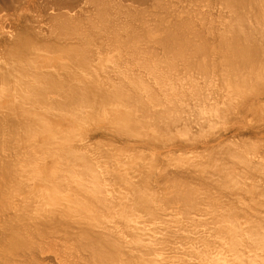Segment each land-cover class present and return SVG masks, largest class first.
I'll use <instances>...</instances> for the list:
<instances>
[{
	"label": "bare ground",
	"instance_id": "obj_1",
	"mask_svg": "<svg viewBox=\"0 0 264 264\" xmlns=\"http://www.w3.org/2000/svg\"><path fill=\"white\" fill-rule=\"evenodd\" d=\"M89 1L93 2L95 10H94V14L87 17V20L85 22L87 24L83 25V29H81L82 24L79 23V22H81V18L73 20L72 18L65 16L66 14L62 15V16L59 15L57 18H54L55 20L57 19V21H56L57 23H55V28L56 29L58 28L60 33H62V32L68 33V35L69 34L72 35L73 33L74 34L76 33L75 35H78L83 40L82 45H79L77 47H72L70 50L66 51L67 56H68L67 58L69 59V61H68L69 63H67V65H70L71 68L74 66L79 67V68H84L85 75L89 76L90 75V72H89L90 66L92 64V62H91L92 58L89 57V51L92 48L89 46V44L95 39L94 37L96 35H98L99 33L101 34V36L102 35H104L105 37L107 36L106 37L107 39L110 38L109 40H111V42H109V44L113 42V46H117V47L120 46L121 48H119V50H122V51H120V53L122 54L123 51L127 52L126 54L129 55L128 60H129V58L130 59L132 58L133 62H129V64H128V62L127 63L124 62L125 64L124 63L123 64L125 65V67L122 66L123 65L122 63H121L122 65H120L121 61L117 62L116 65L113 63L116 68L115 67L113 68L114 65H111L113 68L112 70H114V72H117L114 74H117L116 76L118 77V78L114 77L113 80L112 79L109 80L110 76L106 80L102 79L103 75L101 73H100L101 78H93L92 77V78L87 79V77L84 76V77L79 79L76 76L77 73L75 71H72V70L68 71L65 75L63 73L62 75H64V77L60 80H57L55 74L53 75V73H45L44 72L42 79H41V84H34V81L29 84V81L23 80L21 77L20 86H19L18 90L16 89L14 91L16 93H11V89L9 88V89H6L5 91L1 92V97L6 100V103H8V106H7L8 108H10V109L14 108V109L18 110L17 114L19 113L20 116L26 117L28 119V121H34L35 120V123H36V126L34 128H31V127L29 128L30 132H29V130H27L28 135L31 138H34V140H36L38 142V143H36V145H35L36 148L34 149V152L32 154V155H34V157H33L34 168L32 167L31 170H34V172L31 171V175H29V176L33 179H37L35 181V183L39 184L40 186L37 187L35 192H37L40 195V199L43 201V203L49 204L50 207L47 210L46 209L43 210V211L46 210L45 213L43 212L44 214L43 213L40 214L39 212L42 210V208L39 209V212L34 213L36 215L35 218L37 216L41 215V216H39L40 218L37 217L40 219L39 221H41V219H43L42 215H44V217H46V218H48V217L51 218L50 219L51 221H52V219H54V220L58 219L57 220L58 223L56 225H58V224L62 225V223H63V225H66L64 223V221H65V219H67L66 222H69V223L71 222L70 226L77 224V222H79L80 224L78 223V225L81 226V224H82V229L84 227L83 225H85V227H87L88 225L89 226L91 225L92 226L91 229L93 232H95V234L94 235L86 234V235H84L83 240H80V238H79V241H81V242L78 241V243H77V241H76L77 244L70 245V247H69V252L72 253L77 258H79L80 260H82L83 263H85V264H136L133 257H132L133 255H128V256L125 255L124 256V254H120L117 252V248H119L121 245H123L124 242L120 241L122 244L119 242H116V238L114 237L115 233L111 232L113 230L106 225L102 226V224H104V223L107 224L108 222H112L113 224H115V222L121 220V223L118 222V224H121L120 226H122V222H123V225L126 227H129V226L131 227L132 225H135L136 218L138 217L137 216L138 213L140 212V210L144 211V210L148 209V206H150V204L153 202V195L151 193H148L147 191L143 190L141 187H139V185L141 184V183L139 184L140 181L137 182L138 185L136 184V182L131 183L130 184L131 189L129 192H127V191L119 192L110 183L111 180L109 179V177H111L112 175H110V176L103 175V172L100 171L102 169L99 168V171H98L97 168H95V164L93 163V160H91L87 155H85L84 152L78 150L72 144V141L70 142L71 135L69 136L70 138L66 137V135H62V132L74 134L76 129H78V128L84 129V125L86 123V117L83 116L84 112L76 109V105L74 103H77L79 101H84L88 104H94V105L90 106L92 109V110L90 109L91 111H93L94 108L97 107V105H96L97 103H100V102L105 103L106 109L107 108L109 109L107 111L105 110L106 111L105 113L107 114L110 122L114 123L120 130L123 129L124 132L122 134L127 133L128 135H126V136L129 138L132 137L131 135H138V136H145L144 138H146V139L152 138L151 141L152 140H162V137H164L165 133L170 134L169 130L171 132V128L173 126L174 127L176 126L175 128L173 127V129H176L178 131L180 130L179 132L182 134L181 135L182 139H183L182 136H185V139H187V138L191 139L190 138L191 135L192 136L197 135L196 132L199 131V128H200V131L198 133H202V135L204 134L206 136L207 133H209L210 128H211V127H209V125L211 126L213 124V126H214V124H215V127H216V124L218 122L221 123L220 121H222V123H223L224 120L226 122V118L227 117H228L227 119L230 118L229 116H231L230 115L231 112L232 113L233 112L234 113H241L238 111L243 105L247 104V100L250 98L249 95H252L251 99H253V98L258 99L260 97L259 93L261 92V90L255 94L256 90L254 88H255V85L258 86L256 83L259 82V84H260V82L261 83L264 82V0H222L223 5H222V1H220V7L219 8L216 7V8L221 9V10H218L217 12L219 14H220L219 11H221V14H222V12H224V10H222L224 8H222L221 5L226 8L225 13L223 15L220 14L221 17H220V15H218V13H216L217 17H216V14L214 16L220 22L216 21L214 19V17H210V18L207 17V19H206L207 20L206 22H208L207 24H209L212 21L211 28L213 27L214 22H215V24L219 22L217 24L218 25L217 30H216V28L214 29L215 25L212 28V30H211V28L209 29V30H211V33H213V34L216 33L214 36L218 35L217 36L218 39L216 38L215 40H213L214 36L212 37V34L209 31L207 33L211 34V36L208 37V42L205 40V37H204V36H206V39H207L208 34L205 33L206 34L205 35L201 31V28L203 27L202 30H204V27H206L205 31H207L206 29H208L209 27L205 26L206 24L205 25L203 24L204 26L197 24L200 22V18H202L201 19L202 21L200 23H202L203 20H205V19H203V15L207 12L208 9L206 11L204 10L205 11V13H204L202 10H200V5H198L199 6L198 7V6H196L197 4L196 5L193 4L196 7H198L199 10L202 11V13H204V14H202L201 12L198 11V13H200V16H199L198 13L195 10H193L194 7L192 8L190 6L196 14L194 12H192L191 10L190 11L192 13H194L196 15V17L193 16L194 14L192 15L193 17L191 15L188 16L189 15L188 12H190V11L187 12L188 15H186V16L181 15L183 18L177 16L181 20L182 19L186 20V18L189 17L188 19H190V20H188V19L187 20L190 21V23L192 22V24L194 25L195 24V23H193V21H194L197 24V25L195 24L196 26H199V27L201 26L200 29L193 30L194 27H196V26L190 28L191 26H193L191 24V26L188 27V28H190L188 32L185 31L186 29L184 28V27H186L184 24L186 21H181L180 19H178L180 21H177V19H176L175 20L176 25H174V23L172 24L171 22L170 23H168V22L170 20L174 19L176 16L175 17L173 16V18L171 16L172 19L171 18L168 19L169 18V16H168L167 21H166V18L164 19L165 20L164 21L163 17L165 16V14H164V16H160V15L158 16L159 13L157 12L158 14L157 13H155V14H157L158 18L159 17L161 18L159 20H163L166 23V25H164L165 23L163 21H158V22H160L161 26L164 25L162 28L160 27V24L158 26L157 22L152 24L153 26L157 25V27H155L156 31L160 30V28H161V30L163 29L162 34L160 32V35L159 34L157 35L158 41L156 40V37H155V44L157 41L158 44H156V45H159L160 50L161 49L162 50L160 51L159 48L158 49L154 48V45L151 47V44L152 43L154 44V42L151 43V41H149L151 43V44L149 43L151 48L149 46H147V47L149 49H152V53H151V50L146 49L147 47L145 48V46L148 44L147 40L149 38H151V40L153 41V39H154L151 36H148V38H147V35H148L147 31L148 30L147 31H145V30L147 28H149L148 22H146V23H148L147 28L146 27H145L146 29L144 28V24H146V23L143 21V19H145L147 17V15L145 18H142L143 15H145V14H143L142 17H141V15L139 17L138 12L137 13L134 12L135 9L134 10L130 9L132 7V5L130 8L129 7L125 8L123 3H121L122 2L121 0H120L121 2L118 4L115 1H114L115 2L114 3L112 0H89ZM89 1L87 0V2H89ZM195 1H197V0H195ZM203 1H205V0H203ZM214 1H216V0H214ZM159 2H161V1H159ZM188 2L190 4V1H188ZM207 2L209 3L208 0L206 1V3ZM211 2H213V1L210 0V6L209 7H211ZM167 3L168 2H166V7H164V5H163L164 9L165 8L168 9V7H171L170 5H172V4H167ZM169 3H171V2L169 1ZM173 3H176V2H173ZM195 3H197V2H195ZM200 3H201V0H200ZM203 3H201V4L203 5ZM206 3H205V5H207ZM216 3L218 4V2H216ZM90 4H92V3L90 2ZM93 4L91 6H93ZM158 4L160 5V3H158ZM162 4L163 3H161V5H160L161 7H162ZM186 4H188V3H186ZM190 5H192V4H190ZM161 7L159 9L160 11L162 10ZM214 7L212 9H214ZM198 8L197 9L194 8V9L198 10ZM205 8H206V6H204L203 9H205ZM216 8H215V11H216ZM180 9H181V7H180ZM182 9L184 10V7ZM168 10L165 9L166 13L169 12ZM174 10H177V9L174 8ZM183 10H182V13H184ZM180 11L181 10H179L178 12H180ZM92 12H89V13H92ZM141 12L142 11L139 10V14H141ZM162 12H163V10H162ZM64 13L62 12V14H64ZM209 13H210V11H209ZM209 13H208V15H209ZM179 14H177V15H179ZM55 15H57V14L55 13ZM166 15H168V14H166ZM206 15L207 14H205V16ZM68 16H69V14H68ZM75 16H77V15H75ZM137 16L140 18L139 21H141V20L143 21L142 22V23H144L143 26H140V27L136 26V24H135L136 20L139 19V18L137 19ZM209 16H213L212 13H210ZM149 17H150V14H149ZM149 17H147V18L149 19ZM155 17L156 16L154 15V18ZM184 17H185V19H184ZM191 17H192L193 21L191 20ZM197 17H199L198 18L199 22L197 21L198 20ZM218 17H220V19H218ZM147 18H146V20H147ZM150 18L152 19V17H150ZM82 19L84 20V18H82ZM151 19L149 20V22L151 21ZM209 19L210 20L213 19V20L210 21ZM77 20L78 21L80 20V21L77 22ZM139 21H137V25H139V24L141 25V23ZM162 22H163V24H162ZM176 22H179V23H176ZM188 26H189V24H188ZM151 27H150L149 32L154 31V28H151ZM151 29L153 31H151ZM144 31H145V33H144ZM56 32H57V30H56ZM149 34H151V33H149ZM203 34H204V36H203ZM18 36H20V35H18ZM145 36H146V40H145ZM210 37L213 38L212 40L214 42H216V40H217V42H219V44H220V49H219V47L217 48L218 44H216L217 45L216 46L214 43L213 44L216 47H213V48H217V49H219V51L220 50L223 51V53H221L220 55L217 54V56L218 55L219 56L216 58H218V59L223 58V59H221V61L219 60L220 63H222V64H220V67H222V65H223V67L225 68V69H222V72L225 73L224 78L227 77L230 81L229 84L231 85L230 90H228L231 94V97L228 98L229 97L228 95H230L228 92H227L228 94L227 93L222 94V96L227 95V98H226L227 100H225V101L223 100L224 102L222 104H221L222 101L219 98L221 96L220 94L222 92H216V90H218V88L214 87V88H212L213 92L212 91L210 92L212 94H215L214 92H216V96L210 94L208 97L209 92H207L208 94L205 93L208 86L210 85L209 83H210L211 78H209V77L212 76V78H214L213 80H215V79L219 78V76L221 75L220 74L221 68L218 66H215V64H217V63H214V61H217V59H215L214 61L212 60V61L214 63V66L216 68L218 67L220 69V70L217 69L220 71L219 72L220 75L215 73V71H217L216 68L214 69L215 71L212 70V72H214L217 75V77H213L215 74L212 75V73L210 72V68L212 67L211 69H213V64L211 63V57L212 56L210 55L211 51L209 52V49H210L209 46L211 43ZM209 38H210V40H209ZM30 40H31V38H30ZM141 40H144L146 44L143 43L144 41H142V43H143L142 44ZM23 41H25V40H23ZM209 41H210V43H209ZM36 42H38V41H36ZM75 42H73V43H75ZM114 42H116V45ZM38 43H40V41ZM140 43L143 45V49L145 48L144 50H142V48L140 47ZM208 43H209V46H208ZM71 44H72V41H71ZM76 44H81V43H76ZM105 44L104 45L102 44V45L105 46ZM41 45H39V46H41ZM17 46H19V45H16V47ZM113 46H111V47H113ZM30 47L34 48V46H31L30 41L29 42H23L22 47H17L16 50H14V51H16V54L12 57H19L23 53V51H25L27 54L28 50H26V49H30ZM48 47H49V49H51L50 46H48ZM153 48L156 49V51L154 50L155 53L153 52ZM55 49H54V51H55ZM104 49H105V47H104ZM104 49H101V51L104 52ZM109 49H111V48H109ZM106 50H108V48ZM145 50L150 51V52H147ZM157 50H159V51L157 52ZM29 52H30V50H29ZM29 52H28V55H29ZM110 52H111V50H110ZM115 53H114V55L117 56V53L116 54ZM211 54H213V53L211 52ZM200 55L205 57L204 61H202V59L200 58V59H197V60H199L198 63H197V61L195 63L196 58L200 57ZM63 56H65V55H63ZM123 56H125V55L122 54V57ZM208 56L210 57V59L208 58ZM22 57H24V56H22ZM122 57L120 56V58H122ZM8 59H9V57H8ZM103 59H101V62L103 61ZM116 59H117V57L115 58V60ZM122 59H120V60H122ZM14 60H16V59H14ZM124 60H125V58H124ZM125 61H127V59ZM129 61H131V60H129ZM219 61H217V62H219ZM134 62L137 65V67H136V65L133 66L134 67V70H133V68L131 69L130 65H134ZM126 64H128L129 66H127ZM195 64H197V65H195ZM15 65H17V64H15ZM15 65H13V67ZM109 65L110 64H107L108 70L107 71L104 70V72L107 73V76L110 73L108 71L111 70V69H109V68H111ZM97 66L98 65H96L95 67H97ZM194 66H195V68H197L196 66H198L197 69H199V70H194L195 69ZM135 67H136V69L139 67L140 70H141V68L144 70H142L143 72L141 73L140 70L135 71L136 70ZM180 67H183V68H180ZM15 68H16V66H15ZM122 68H124V69H122ZM192 68H194V69L192 70ZM25 69H27V68H25ZM181 69H185V70L183 71ZM23 70H24V68H23ZM130 70H132L134 72H132ZM188 70L190 72L192 71L193 74L196 72H198V73L200 72V74H198V73H196V74H198V76L200 75L199 76L200 81L201 82L203 81L206 87L203 84L199 85L201 82L196 83V79L199 80V78L197 77L196 74H194L196 77L195 76L193 77V74L191 73L192 74L191 77H193V79H192L188 75V72H189ZM9 71H10V69L5 71V72H7V74H9L10 73ZM136 72H139V73L137 74ZM105 73H104V76H105ZM111 73H113V72L111 71ZM201 73H202V75H204L205 79L201 78V77H203V76H201ZM209 73L211 74V76ZM142 74L143 75L146 74L147 78L142 77L143 76ZM223 74H222V76H223ZM146 75H144V76H146ZM4 76H8V75H6V73H5ZM113 76H112V78H113ZM188 76L190 78H188ZM6 78H7L8 82L10 81L9 84H11V81L13 80L11 78V76H8ZM8 78H11L12 80H8ZM221 78H219V79H221ZM201 79H203V80H201ZM206 79H207V81H206ZM219 79H218V82H219ZM218 82H216V84ZM221 82L218 84H221ZM222 84H223V82H222ZM229 84L227 86H229ZM262 84L264 85V83H262ZM212 85H213V82H212ZM201 86L202 87L204 86L206 89L203 88L204 89L203 90ZM215 86H217V85H215ZM253 86H254V88H253ZM50 87H53L54 89H56V91L59 94L57 99H55V100L52 99L53 103L60 104L59 107L53 106V107L48 108L47 106L44 105L46 89L50 88ZM231 87H232V89H231ZM225 88H226V86H224L223 90H225ZM213 89H216V90L214 91ZM210 90H211V88H210ZM248 91H253L251 94L249 93V95H248L249 97L247 96ZM217 93H218V95H217ZM233 93L235 94L234 96H232ZM236 95H237V97H239L237 99L239 102H237V104L235 105L234 99L232 97H235ZM217 96H218V98H217ZM146 98L150 99L152 105L150 103H149L150 105L148 104ZM163 98L166 100V102H165V100H163ZM214 98H216V99H214ZM211 99L213 101H211ZM111 103H115V104H111ZM132 104L137 105V110L140 111V113H141V114H139V117L137 115H135V113L132 112V110H131ZM157 104L158 105L160 104L159 108L155 107V105H157ZM28 105L31 108H25ZM257 105H260V102H258ZM90 110H89V114H90ZM225 114H228V115L226 116ZM223 115H224V117H222ZM213 116L214 117L218 116L217 120L218 119H221V120H218V122H215L216 120L213 119L214 118ZM220 117H222V118H220ZM18 118H19V116H18ZM212 119L214 122H211ZM215 119H216V117H215ZM19 122H21L20 119H19ZM205 124L206 125L208 124L207 125V127H209L208 131H206L207 129L205 128L206 127ZM179 125L181 126V128L178 127ZM196 125H198L199 127H198V130L195 132V131H193V129ZM203 125H204V127H203ZM201 127H203V128L201 129ZM203 129L206 132H204ZM176 130L174 132L177 133ZM201 130H203V131H201ZM213 130L214 129H212V131ZM193 132L195 134H193ZM168 134H167V136H169ZM177 134L180 136L179 133H177ZM178 135H177V137H178ZM202 135H200V138ZM173 137H176V136L174 135ZM132 138H135V137L133 136ZM202 138H203V136H202ZM16 139H19V138H16ZM135 139H137V138H135ZM172 139H175V138H172ZM198 139H199V137H198ZM193 140H196V139H193ZM185 141H188V140H185ZM231 143L229 145H231ZM15 144L16 143H14V145ZM232 144H234V143H232ZM22 145H25V144L22 143ZM244 145H243V148L247 144L245 146ZM221 146L218 147V148H220L219 150L214 149L215 147L211 148L212 150L213 149L214 150L213 151L210 150V152L211 151L214 152L216 150L215 151L216 153L214 152L215 155L213 157H211V155H213L214 153H210L211 155L208 154L210 156L209 158H211L210 161L213 160L211 163L212 164L214 163V164L212 165L210 163L212 165L213 169L211 167H209L210 166V164L208 163V162H210V161H208L209 159L208 160L205 159L208 161V162L207 161L206 162L209 164V166H208V164H207V166H205L206 164H204V166H202V167H209L210 169H212L213 172L207 171L208 169L206 168L207 169L206 172L207 173L210 172V173H208V174L205 173L204 174L205 176L203 175L204 177L201 178V180H203L202 182L209 180L208 178H206V175H208V177H209V175L212 173V175H210V176H213V178H216V176L214 177V175L217 174L218 180L213 179L212 177H209V178H211V181L210 180L209 181L213 182L212 179L214 181L216 180L215 181L216 184L218 183L219 186L223 187V188L217 187V189H223L224 190V187L230 183H232V185L235 187L237 184L239 185V183H238L239 181L242 182L241 183V186H242V184H244V182L242 181L241 176H243V175H240V177H241L240 178L239 176L234 175L233 172H238L237 170L240 168L239 166H243V168H244L245 165L247 167L250 166V168L252 169L251 166H253V163L255 162V160L253 159V156H251L252 157L251 159H253L254 161H251V159L249 158L250 156L247 157V155H246V154H249L250 152H247L245 154L246 156H244V153H245L244 150L242 151L241 149H239V150H241V153H240V151L238 150V147H236V149H234L235 146L231 145L232 146V149H231L228 147L227 144H226V146L229 149H227L226 147H222V148L224 150L227 149V151H229L231 149L232 152H233V150H235L234 151L235 156H234V153H231V154L229 153V152H231V150L229 152L222 150V152L218 153V151H220L222 149ZM206 147H208V146H206ZM25 148L28 150L27 147H25ZM209 148H208V151H209ZM245 148H244L245 151H247L248 148L247 147H245ZM31 149H29V150H31ZM249 150L250 149H248V151ZM205 151H207V149ZM242 152H244V153L242 154ZM227 153H228L229 157H230V155L232 156V158L230 157L231 159L236 158L235 159L236 160L235 165L233 164L234 162L231 163V161H233L231 159H230L231 161L228 159L229 163L227 162V159H226L228 157V155H226ZM251 153H253V152H251ZM216 154L220 155V156L215 157ZM224 155H226L227 157H225ZM221 156H223L225 160L222 161ZM17 159H19L21 161L22 156L17 157ZM205 160L203 163H206ZM262 160L263 159H261V161ZM224 161H226V163L228 165ZM238 161L240 163H243V165L240 163L237 164ZM261 161H259L260 163H258L256 160V162H257L256 164L257 165L259 164L257 166L258 170H259V167L263 168V166H264L263 165L264 160L262 161L263 164L261 163ZM14 163H15V161H14ZM15 164H12V165H14V167H17V166H15ZM256 164L254 163L253 167H255ZM16 165L19 166L20 162L17 163ZM237 165H239V166L237 167ZM229 166L231 168L236 167V169L237 168L238 169L236 171L234 170L233 172H230L231 168H229ZM175 167H176V165H175ZM20 168L22 169V167H20ZM214 168H215V170H214ZM262 168L257 172H261ZM175 170H176V168H175ZM247 170L248 169H246V172H248ZM252 170H253V171H251L252 173L251 172L250 173L252 175H254L256 172L253 174L254 168ZM29 171H28V174H29ZM165 171L167 172V169ZM216 171L218 173L213 175V173H215ZM17 172H19V171H17ZM171 172H170V174L168 172L166 175H168V174L171 175L172 174ZM175 172H177V171H175ZM175 172H173V173H175ZM262 172L263 173H261L260 175H262V174L264 175V170ZM238 173H240V172H238ZM19 174H20V172L17 175H19ZM177 174H178V172H177ZM115 175H117V177L119 176V178H121L120 174L116 173ZM180 175H181V173H180ZM180 175L177 176L175 173V176H177V177H179ZM247 175H245V179H246ZM175 176H173V177L170 176L173 178V179H171L173 181H170V182H175V178H174ZM185 176L183 177V179L186 178ZM187 176H189V175H187ZM193 176H195V175H193ZM249 176L251 177V175H249ZM190 177L191 176L186 178V180L188 182L186 180H184L185 182L182 181L181 184H179V185H177L176 182H175L176 185H174V183L170 184V186H172L174 188L172 193H171L172 196L174 197L175 200L177 199L176 202L180 203V201H181L180 206H178L176 208H180L182 205L183 210H182V208H181V210H182V213L184 215L186 214L185 216H187V214H189V213L191 215V213L193 212L192 210L198 208L201 205L200 204L201 200L203 201L204 198L207 199V201H209V199L207 197H204V196H207V193L210 195L209 192L206 193L203 190H201L204 186H202V188L198 189L199 186L197 184H196L197 185L196 186V185H194V183L193 184L190 183V182H192L191 180H188V178H190ZM235 177L238 179L240 178L241 180L237 181V179ZM250 177H249V179H250ZM257 177H258V179L256 178L257 181L262 182V184H263L264 176L262 178V176H259V173H258ZM165 178H167V177H165ZM192 178H194V177H192ZM204 178H206V180ZM259 178H260V180H259ZM176 179H178V178H176ZM195 179H199V178L195 177ZM169 180H170V178H169ZM255 180H253L252 185L251 184L248 185V182L246 181L247 184H245V185H248L249 187L246 186L247 189L244 190L245 186L244 187L242 186L243 191L242 192L239 191V193H241V194H239L237 191V189H240V187L239 188H238V186H237V188L235 187L236 192L239 194V198H238L239 201L242 197L244 198V196H240V195H244L243 192L248 190L249 193H251L250 195L251 196L253 195L252 196L253 198L255 195V198H257V200H260L259 201L260 203L264 202V199H262V198H264L263 197L264 191H263V193L261 192L264 189L259 190L257 188L258 185L256 183L255 187L257 189L254 190L255 187H253V185H255L254 184L256 182ZM26 181H27L26 179L25 180L23 179L22 182H26ZM209 181H208V183H210ZM12 182H13V180H12ZM28 182H29V180H28ZM28 182H26L27 185H28ZM21 183H18V186L21 185ZM200 184L202 185V183H200ZM205 184H207V182ZM262 184L259 186L260 188H261ZM29 185L26 186L24 183V186H26V188L21 186V189H23V190L18 191V192L24 193L26 189L27 190L29 189L28 188ZM203 185H204V183H203ZM211 185L212 186L214 185V187H212V186L211 187L215 189V187H216L215 183L214 184L211 183ZM232 185H230V187L233 188ZM140 186H142V184ZM263 186H264V184H263ZM206 187L207 186H205V190H206ZM230 187L227 186L225 188H228L227 191H229V189H230L229 192H232L233 190H235L233 188V190L231 191L232 188H230ZM13 188H15V187H13ZM248 188H252V189L249 190ZM217 189H215V190H217ZM15 190L17 191V189H15ZM251 190H252V192H250ZM253 190L256 192L258 191V192L262 193L263 196L260 193L259 194L261 196L257 195L258 193L255 194V192ZM227 191H222V194H224V192H225V196H229ZM248 191L246 194L247 196L249 194ZM13 192H14V190L12 191V193ZM236 192H232L233 194H231V193L230 194L232 196H234L236 194ZM12 193H11V196L14 195V194L12 195ZM218 193H221V192H218ZM210 196H212V195H210ZM210 196H208V197H210ZM251 196H250L251 203L249 202V200L248 201L246 200L249 196L247 198L245 197L244 202L246 201L245 204H247V205L250 203L249 204V205H251L250 208H253V207H256V206L252 207V205L257 200L255 199V201L253 200L254 201L253 202ZM27 197H29V196H27ZM7 199L8 198H6V200ZM11 199H13V197H11ZM25 199H26V197L24 198V200ZM35 199L31 198V200L28 201L30 203V205L29 204L28 205L31 206V204H33V203H31V201H33ZM222 199H220V200L222 201ZM224 199H226V198H224ZM230 199H232V198H230ZM22 200L21 201L19 200V202H17V203L18 204L20 202L22 203L23 202ZM226 200H225V202H226ZM154 201H156V200H154ZM210 201H212V199ZM218 201H216V202L219 205V203L221 201H219V202ZM28 202H26V203H28ZM213 202H211V203H213ZM235 202H237V200ZM240 202H243V201L241 200ZM259 202H256L255 204L257 205ZM6 203H7V201H6ZM9 203H11V202H9ZM23 203H25V202H23ZM26 203L24 205L21 204V206L19 204L18 209H20V211L22 208H23L22 210H25L26 208H24V207H26V205H27ZM211 203L209 202L208 205H210ZM224 203L222 202L223 206H225L224 207L225 209L221 207V205H222L221 203H220V207L222 208V211L223 210L227 211V208H226L227 205L226 204L224 205ZM164 204L167 205V202H165ZM206 204H207V202H206ZM215 204L216 203L214 202V205ZM28 205H27V207H28ZM208 205H206V207ZM214 205H213V207H214ZM249 205H248V207H249ZM261 205L262 204H260L259 208H261L264 204L262 206ZM203 206H205V204ZM20 207H22V208H20ZM31 207H29L28 209L32 210L33 208H31ZM161 207H162V205H161ZM208 207H210V206H208ZM216 207H214L215 210H214V208L211 209L212 206H211V208H208V209L211 210V212H214V211L217 212L219 210H217ZM166 208H169V205ZM202 208H204V207H201L199 210H202ZM217 208H219V207H217ZM221 208H219L220 214L217 212V214L221 217V218L219 217V219H220L219 222L221 223V226H220V232L221 233H220L219 237H220V242L222 243V247H223V249H225V251L223 254L217 253L216 255H214L212 260H211L212 262L210 264H264V212H263V210H261V212H263V213L262 214L258 213L259 214V215H257L258 217L255 218L256 212H260L259 211L260 209L258 210V206H257V208H254L255 214L253 216L256 220L254 218H253L254 220L253 219L251 220L250 218L249 219L248 218L239 219V217L242 215V213L244 211L239 212V213H241L240 215H238L239 217L235 216L234 213L231 214L232 212L222 215L224 213V211H223V213H221ZM263 208H264V206H263ZM57 210L60 211V216L65 217V219L63 218L60 220V217H57V214H55L57 212ZM197 210L194 211L193 213L195 214V212H197ZM199 210H198V212H199ZM203 210H205V212ZM203 210L202 211L204 212V215H206L207 210L206 209H203ZM212 210H214V211H212ZM244 210H246L245 207H244ZM247 210H248V208H247ZM237 211H238V209H237ZM22 212H23L22 213L23 215L28 214L29 216H32V217L34 215V214L33 215L29 214L30 212L33 213V211H30V212L28 211V213H26L24 211H22ZM15 213L18 214V212H15ZM38 213H39V215H37ZM46 213L51 214L50 215L51 217L47 216ZM207 213L210 214V211H207ZM250 213H248V215ZM197 214L198 213H196V215ZM217 214L215 213L214 215L216 216ZM184 215H183V217H184ZM260 215H262V216H260ZM19 216L22 218L21 214ZM200 216H201V214H200ZM20 217H18V218H20ZM32 217L26 216L25 218H26V220H29V219H32ZM183 217H182V219H183ZM188 217H190V216L188 215ZM27 218H29V219H27ZM35 218L32 219L34 224L36 222H38V224H39L38 219L36 218V221H35L34 220ZM184 218H186V217H184ZM191 218H192V216H191ZM212 218L211 219L214 223H210L211 219L209 218V216L207 217V220H205V222L204 221H200V222H204V224H205L206 221L209 222V220H210V222H209L210 224H213V225L217 224L218 222H216V219L218 221V218L216 217L215 220H214V216ZM13 219H14V217H13ZM15 220H16V216H15ZM26 220L23 218L22 221H26ZM59 220L62 222H60ZM20 221H21V219L17 222H19L18 224L21 225ZM44 221L45 220L43 219L42 222L44 223ZM46 221H47V219H46ZM46 221H45V224H46ZM51 221H50V223H47L48 226H49V224L52 225ZM73 221L76 223H74ZM23 223L27 224V222H23ZM85 223H88V225ZM197 223H199V222H197ZM192 224H195V223H192ZM196 224L194 225V228H197ZM204 224L202 223V226H205ZM40 225H41V222H40ZM78 225H76V228ZM142 225H144V224H142ZM213 225L212 226L207 225V227L211 226L210 227L211 230L213 229V231H214L215 228H212V227H214ZM24 226L22 225V229ZM34 226L36 227L38 225L36 224ZM41 226H43V225H41ZM48 226H46V227L48 228ZM58 226H57V228H58ZM70 226L67 225L66 229ZM198 226L201 227V224ZM17 227L18 226H16L15 229ZM27 227H28V224L25 226L24 231H26V230L28 231V229H26ZM35 227H33V228L35 229ZM46 227H43V228L45 229ZM85 227H84V229H85ZM93 227H102L103 230L99 231L96 228V231H94ZM200 227H198V230L200 231V233H203L205 231V229H204V231L201 232V230L199 229ZM207 227H206V229H207ZM30 228H31V226H30ZM57 228H56V230H57ZM70 228L71 229L69 230V232L74 231L73 230L74 227L73 228L70 227ZM181 228H182V226H181ZM15 229H13V230H15ZM17 229L15 230L16 232L13 231V233L9 234V235L14 236V232L17 234V231H18ZM19 229H21V227ZM34 229H32V232ZM37 229H38V227H37ZM40 229H42V228H40ZM62 230L64 231V229H62ZM76 230H78V228L75 229V232H76ZM180 230H182V229H180ZM198 230H194V231L198 232ZM78 231H81V230H78ZM36 232L38 234L41 231L38 232V230H37ZM36 232H34V233H36ZM190 232H191V230H190ZM6 233H8V232H6ZM9 233H10V230H9ZM25 233L26 232L21 233V234H23L25 237ZM30 234H31V232H30ZM213 234L214 233L212 232V234H210V236L212 235L211 237H214ZM23 235L20 236L21 239L23 238L22 237ZM70 235L71 234H69L68 236L71 239L72 236L70 237ZM205 235L206 234H204L203 236H205ZM16 236H18L17 237V239H18L19 233ZM16 236H14V238L11 237V239H13V242L10 239L12 244L15 242L14 239ZM28 236H29V233H28ZM28 236L25 237V240H27L26 242H29V239H27V238H30V237L32 238L33 236L35 238V235H33V234L30 237H28ZM76 236H78V235H75V237ZM122 236H124V235H122ZM38 237H39V235H38ZM65 237H67V236H65ZM75 237L72 238V240L75 239ZM67 239H68V237L66 238V240ZM158 239H159V237H158ZM23 240H24V238H23ZM36 240L37 239H35L33 241H35V243H37ZM30 241L32 242L31 239H30ZM117 241H119L118 238H117ZM179 241H181V240H179ZM11 242H9V245H11L9 248H12V250H15V249H13L14 246L12 244H10ZM132 242H134V246H136L135 249H137L138 247H143L140 251L144 252V253L147 252V250H145V249H147L148 246L144 245L145 244L144 240L141 237L134 239ZM170 242L176 243V242H173V240ZM23 243H25V242H23ZM181 243H182V241H181ZM20 244H21V247H20L19 243L16 244L17 247H20V248H17L16 250L22 249L21 251H24L25 246H24V248H22V243H20ZM27 244H26L27 248L29 246H32V244L31 245H27ZM33 244H34V242H33ZM36 245H38V244H36ZM180 245H182V244H180ZM195 246L196 245H194V247ZM200 246H201V244H200ZM34 247H36V248L38 247L37 249H39L41 247V245H40V247L39 246H34ZM43 247H44V245H43ZM27 248H25V250ZM174 248L176 249V247H174ZM186 248H188V247H186ZM198 248H199V246H198ZM198 248H196V249H198ZM34 249L35 248H31V251H33ZM67 249H68V247H67ZM175 249H174V253H177L176 251H178L179 247L176 250ZM200 249H202V248H200ZM180 251L181 250H179V252ZM184 251H185V248H184ZM208 251H209V249H208ZM28 252H30V251H28ZM35 252H36V250H35ZM149 252L150 251H148L147 255L149 254ZM169 252H171V250ZM189 252H192V251L190 250ZM33 253H34V251H33ZM201 253H202V251L200 250V254ZM185 254L187 255V253H185ZM188 254L190 255V253H188ZM191 254H193V253H191ZM192 256L194 257V254ZM189 258H191V256ZM144 261H148V262H144L143 264H153L154 263V261H152V260L150 261V260L144 259Z\"/></svg>",
	"mask_w": 264,
	"mask_h": 264
},
{
	"label": "rangeland",
	"instance_id": "obj_2",
	"mask_svg": "<svg viewBox=\"0 0 264 264\" xmlns=\"http://www.w3.org/2000/svg\"><path fill=\"white\" fill-rule=\"evenodd\" d=\"M112 1L113 2L115 1L117 4L122 1L121 3H123L125 8L126 7L130 8L131 5H132V7L130 9H133V10L135 9L134 12H136V13L138 12V16L139 17H140V15L142 17L143 14H145V15H143L142 18H145L146 15H147V17H149V14H150V17H152V19L150 17H149V19L146 17L147 20H146V18L143 19V21L145 23L146 22L149 23V25H148L149 28H147V24L148 23L144 24V23H142L143 22L142 20L139 21L140 18L138 16H137V19L138 18L139 19L136 20L135 24H136L137 27L143 26V24H144V28L145 27L147 28V29L145 28L146 29L145 31L148 30L147 31L148 32L147 38H148V36H151L152 38H154L153 41L151 40V38H149L147 40L148 44L150 43L149 41H151V43L154 42V44L150 43L151 47L154 45V48H157V49L159 48V45H156V44H158L157 43V41H158L157 35L158 34L160 35V32L162 34V30L163 29L161 30V28L164 25H166V23L164 22L165 21L164 19L166 18V21H167V17L168 16H169L168 19H170L171 16H172V18H173V16L174 17L176 16L174 19L171 18L173 21L172 20H170V21L168 20L169 21L168 23L171 22L172 24L174 23V25H176L175 24V20L177 19V21H180L181 19L178 18V17H182L181 15L186 16L189 13L188 16H190V15L192 16L195 13L193 10H195L197 13H198V11L201 12V13L203 11L205 13V11L208 9L207 12L205 13V14H207L206 16H205L204 13H202V14H204L203 15V19H205V20H203L202 23H200L202 21L201 20L202 18H200V22H199V19H198L199 17H197V19H198L197 21L199 22L197 24L198 25L200 24L202 26H204L206 24L205 26L209 27L208 29H206L207 31H205L206 27H204V30H202L203 27L201 28V26L200 27L196 26L197 25L196 22H194L193 19H192L193 16L196 17V15H195L196 13L191 17V20L196 25L195 24L193 25L192 22L190 23V21H188V20H190V19H188L189 17H187L186 20H183V19L181 20V21H186L184 24H185V26L187 28L183 26L186 29V30L184 29L185 31L188 32L190 28L196 26L197 28L194 27L193 30L201 28V31L204 34L209 32V31L211 33V30L214 27V25H215L214 29L216 28V30H217V27H218L217 24L220 22L219 20L216 19V17H217L216 13H218L217 11L221 10V9H217L216 7H218V8L220 7V1H222V0H218V1L217 0L216 1L211 0V1H213V2H211V7H209L210 6V0H208L209 3L208 2L206 3L207 0H205V1L201 0V3L204 2L203 5L200 3V0H197V1H195V0H173V1L172 0H153V1L152 0H121V1L120 0H118V1L117 0H112ZM159 1H161V2H159ZM169 1L171 3H169ZM188 1H190V4H192V5H190ZM90 2L93 4L92 1L87 2V0H0V130H1L0 131V264H74V263L75 264H78V263L82 264L83 263L82 260H80L79 258H77L76 256H74L72 253L69 252V247H70V245L77 244L78 241H79V238H80V240H83L84 235H86V234L94 235L95 234V232H93L92 229H91L92 226L91 225L89 226L88 223H85V224H87L89 226L88 227L86 225L88 228L85 227V225H83L85 227V229H84V227L82 229V224H81V226L78 225L79 222H77V224H74L76 222L73 221L74 223L73 222L72 223L74 225L70 226L71 222L70 223L66 222L67 219H65V217H63V216L61 217L60 216V211H58V210H57V212L55 214H57V217H60V220L64 218L65 219L64 223L66 225H63V223H62V225L58 224L59 225L58 226V225H56L58 223V221H57L58 219L57 220L52 219V221H51L50 220L51 218H49V217L46 218V217H44V215H42L43 216L42 218L45 221L47 219L48 222L46 221V224L50 223V221H51L53 226L49 224V226H50L49 227L48 224L47 225L45 224V221L43 223L42 222L43 219H41V221H39L40 220L39 216H41V215H39V213L40 214L43 213V212L45 213V211L50 207V205L46 204V203H43V201L40 199V195L37 192H35L37 187L40 186L39 184L35 183V181L37 179H33V178H31L29 176V175H31V171L34 172V170H31L32 167L34 168V165H33V163H34V160H33L34 155H32V154L34 152V149L36 148L35 145L38 142L36 140H34V138H31L28 135L27 130H29L30 127L34 128L36 126V123H35V120L34 121H28V119L26 117L20 116L19 113L17 114L18 110L14 109V108H12V109L8 108L7 107L8 103H6V100L1 97V92L5 91L6 89H9V88L11 89V93H16L14 91L16 89L18 90V88L20 86L21 77H22L23 80L29 81V84L31 82H33V81H34V84H41V79H42V76H43L44 72L45 73H53V75L55 74L57 80L62 79L64 77V75L68 71H71V70L75 71L77 73L76 76L79 79L84 77V76H86L84 68H79V67L74 66V67H72L74 69L73 70L70 67V65H67V63H69L68 62L69 59L67 58L68 56H67V52L66 51L70 50L72 47H77L79 45H82L83 44V40L78 35H75L76 33L75 34L73 33L72 35L71 34L68 35V33H63V32H62L63 34L60 33L58 28L57 29L55 28V23H57L56 22L57 19L55 20L54 18H57L59 15L62 16V15H65V14H66L65 16L70 17L73 20L81 18V22H79L80 20L79 21L77 20V22L82 24V28L81 29H83V25L87 24V23H85L86 20H87V17H89L92 14H94L95 7H94V4H93V6H91L92 4H90ZM166 2H168L167 4H172V5H170L172 8L168 7L169 5L167 6L169 10L167 8H165L166 10L169 11L167 13H166V11L164 9V7H166ZM173 2H176L177 4L173 3ZM195 2H197V3H195ZM216 2H218V4ZM158 3H160V5H161V3H163L162 7H163V5H164V7L162 8ZM186 3H188V4H186ZM205 3L207 5H205ZM193 4H195V5L197 4L196 6L200 5V10H202V11L199 10V8H198L199 6L196 7ZM222 5H223V1H222ZM222 5H221V7L224 8V9H222V10H224V12H222V14H221V11H219L221 15H223L225 13V11H226L225 10L226 8L224 6H222ZM159 6L163 10V12H162V10L161 11L159 10L160 9ZM190 6L192 8L193 7L196 8V9L198 8V10H196L194 8L192 10V8ZM204 6H206L205 9H203ZM180 7H181V9H180ZM183 7H184V10L182 9ZM213 7H214V9H212ZM174 8L177 9V10H174ZM215 8H216V11H215ZM139 10L142 11L141 14H139ZM179 10H181V11L178 12ZM182 10H183L184 13H182ZM190 10L192 12H194V13H192ZM188 11H190L191 13L188 12ZM209 11H210V13H212L213 16H209L210 15ZM62 12L63 13L65 12V13L62 14ZM89 12H92V13H89ZM55 13L57 15H55ZM155 13H157L158 16L159 15L160 16H164V14H165V16L163 17L164 21L163 20H159L161 18L160 17L158 18L157 14H155ZM208 13H209V15H208ZM68 14H69V16H68ZM166 14H168V15H166ZM177 14H179L180 16L177 15ZM215 14H216V17H214ZM220 14L218 13V15H220ZM75 15H77V16H75ZM154 15L157 18L156 17L154 18ZM198 15L200 16V13H198ZM221 15H220V17H221ZM207 17H209V18L210 17H214V19L216 21H219V22L216 23V24L214 22L213 23V27L211 28V25H212V21L211 20H213V19H211V20L209 19L211 21L210 22L211 24L209 23L210 24L209 25V24H207L208 22H206L207 21L206 20ZM220 17H218V19H220ZM82 18H84V20ZM150 19H151V21H150L151 23L149 22ZM178 19H180V20H178ZM184 19H185V17H184ZM137 21H139L141 23V25L140 24L137 25ZM158 21H163L165 24L161 26L160 22H158ZM156 22L158 23V26L160 24L161 28L160 27L159 28H160L161 31L158 30V29H157L158 31H156L155 27H157V25H155V24H154L155 26L152 25L153 23H156ZM163 22H162V24H163ZM176 23H179V22H176ZM188 24H189V26H188ZM191 24L193 26H191ZM150 27L154 28V31L151 29V31H153L154 33L153 32H149ZM188 27H190V28H188ZM210 28H211V30H209ZM56 30H57V32H56ZM145 31H144V33H145ZM149 33H151V34H149ZM99 34L94 37L95 39L93 38L94 39L93 41L90 39L92 42L89 44V46L92 49L90 48L91 50L89 51V57L92 58L91 59L92 64L90 62L89 63L91 64L92 67L90 66V71H89L90 75L86 76V77H87V79L88 78H92V77L93 78H101V75H100V73H101L103 75L102 79L106 80L110 76L109 80L110 79L113 80L114 77L118 78L116 76L117 74H114V73H117V72H114V70H112L115 67L116 63L121 61L120 65H122L124 62H126V63L128 62V64H129V62H133V60H132V58L131 59L129 58V60H131V61H129L128 60L129 55L126 54L127 52L123 51L122 54L126 56V57L125 56H123V57L125 58V60L127 59V61H125L124 58L122 57V54L120 53V51H122V50H119V48H121V47L120 46L119 47L113 46V42L110 43L111 44L110 45L109 44V42H111V40H109L110 38L107 39L106 38L107 36L105 37L104 35H102L103 36L102 37L101 34L100 35ZM204 34H203V36H204ZM207 34H208L207 39H206V36H204V37H205V40L208 42V37L211 36V34H212V37H213L216 33H214V34L213 33H211V34L207 33ZM18 35H20V36H18ZM217 36H214V39L212 37H210L211 38V43H212L211 44L210 41H209L210 46H209V43H208V46L210 47L209 52L211 51L213 53V54H211V52H210V55L214 58L213 59L211 57V63L213 64V69H211L212 68L211 67L210 68V72L212 73V75H214L215 73L219 74V72H220L219 70L220 69L218 67H220V64H222V63H220V61H221V59H223V58H221V59L220 58L219 59L216 58L221 53H223L222 50L219 51V49H220L219 42H217V40H216L217 43L213 41V40H215L217 38ZM155 37H156V40H157L156 44H155ZM30 38H31V40H30ZM210 38H209V40H210ZM23 40H25V41H23ZM145 40H146V36H145ZM22 41L23 42H29L30 41L31 46H34V48L30 47V49H26V50H28V52L30 50L29 55H28V52L26 54V52L23 51V53L19 57H12V56H14L16 54V51H14V50H16L17 47H22L23 46V42ZM36 41H38V42L40 41V43H38ZM71 41H72V44H71ZM142 41H144V40H141V43H142ZM73 42H75V43H73ZM76 43H81V44H76ZM114 43L116 45V42H114ZM141 43H140V47L142 48V50H144L147 46L150 47V44L149 45L147 44L146 46L144 45L145 48L143 49V45L142 44L145 43V41L142 44ZM213 43L215 45L218 44V46L217 45L216 46H217V48L219 47V49L213 48V47H216V46H214ZM102 44L103 45L105 44V46H103ZM16 45H19V46L16 47ZM39 45H41V46H39ZM106 45L107 46L109 45V46L107 47ZM48 46H50L51 49H49ZM111 46H113V47H111ZM104 47H105V49H104ZM107 48H108V50H106ZM109 48H111V49H109ZM154 48H153V52H154V50L156 51V49H154ZM54 49H55V51H54ZM101 49H104V52H102ZM146 49H149V48L147 47ZM110 50H111V52H110ZM149 50H151V53H152V49H149ZM159 50H160V48H159ZM159 50H157V52ZM145 51H147V50H145ZM115 52L117 53V56L114 55ZM147 52H150V51H147ZM217 54H219V55L217 56ZM63 55H65V56H63ZM22 56H24V57H22ZM115 56L117 57L116 60H115V58H116ZM120 56L123 59L120 58ZM8 57H9V59H8ZM200 58L202 59V61H204L205 57L200 55V57L196 58L195 63H196V61L198 63L199 60H197V59H200ZM208 58L210 59L209 56H208ZM14 59H16V60H14ZM101 59H103L102 62H101ZM120 59H122L123 61L120 60ZM215 59H217V61H219V60L220 61L219 62L214 61ZM212 60L214 61V63H217V64H215V66H218L217 68L214 66V63H213ZM15 64H17V65H15ZM107 64H110L109 66L111 67V68H109L111 70L108 71V72H110L108 76H107V73L104 72V70H106V71L108 70ZM124 64L122 66L125 67ZM128 64H126V65L129 66ZM13 65H15L16 68H15V66L13 67ZM96 65H98V66L95 67ZM111 65H114L113 68H112ZM135 65H136L135 62H134V65H130L131 69L133 68V70H134L133 66H135ZM195 65H197V64H195ZM136 67H137V65H136ZM136 67H135V69H136ZM196 67L198 68V66H196ZM23 68H24V70H23ZM25 68H27V69H25ZM180 68H183V67H180ZM194 68H195V66H194ZM194 68H192V70ZM197 68H195L194 70H199ZM215 68H216V70L217 69H219V70L215 71L214 70ZM220 68H221V72H220L221 75L219 74L220 75L219 78L222 77L221 79L217 78V79L213 80L214 78H212L210 73L209 74H210L211 77H209V78H211V80L207 77L210 80V83L208 82L210 84V85L208 84L210 87L207 85L208 88L205 91V93L209 92V94L207 93L208 97H209L210 94H212L210 92L212 91V88H214V87L218 88V90L213 89L214 91L216 90V92H222L221 94L219 93L221 96H222V94L227 93V92L230 94V92L228 91V90H230V86H231L229 84L230 81H229V79L227 77L224 78L225 73L222 72V69H225V68L223 67V65ZM9 69H10V71H9L10 73L7 74V72H5V71H7ZM122 69H124V68H122ZM139 70H140V68L138 67L135 71H139ZM142 70H144V69L141 68V70H140L141 73L143 72ZM181 70L184 71L185 69H181ZM212 70L215 71V73L212 72ZM111 71L113 73H111ZM130 71H132V70H130ZM132 72H134V71H132ZM5 73H6V75L11 76V78L13 79L12 80L11 78H8V80H12L11 84H9L10 81L9 82L7 81L6 77H8V76H4ZM63 73H64V75H62ZM104 73H105V76H104ZM136 73L138 74L139 72H136ZM191 73H192V71L188 72V75L190 77L193 74V73L192 74ZM196 73H198V72H196ZM196 73H194V74H196ZM194 74H193V77L195 76ZM198 74H200V72ZM198 74H196V75L199 78V80L196 79V83L197 82L198 83L201 82L200 81V77H199L200 75L198 76ZM216 74L213 77H217ZM222 74H223V76H222ZM144 75H146V74H144ZM144 75L142 77H146L147 78V75L146 76H144ZM112 76H113V78H112ZM189 76H188V78H190ZM201 76H203L201 78L205 79L204 75H202V73H201ZM193 77H191V78L193 79ZM203 79H201V80H203ZM218 79H219V82H218ZM206 81H207V79H206ZM221 81L223 82V84H222ZM202 82L199 85L203 84L205 86L204 82L203 83ZM212 82H213V85H212ZM216 82H218V83L221 82V84L223 86L221 84H218V83L216 84ZM262 83H264V82H262ZM262 83L261 82H260V84H259V82L256 83L258 86L255 85V88L253 86V88L256 90L255 94L261 90V92L259 93L260 97L258 99H255V98L251 99L252 95H249V93L251 94L253 91H248L247 96L249 95L250 98L247 100V104L243 105L239 109L238 112H241V113H234V112L232 113L231 112L230 113L231 116H229L230 118L227 119L228 117L227 118L225 117L226 118V122L224 120L223 123H222V121H220L221 123L218 122V120H221V119L217 120L218 116H215L216 119L213 116L214 117L213 119L216 120L215 122H218L217 123L218 125L216 124V127H215V124L213 126V124L211 123L212 125L211 126L209 125V127H211L210 131H209V133H207L206 136L204 134L202 135V133H198L200 131V128H199V131L196 132L198 130V127H199L198 125H196L195 126L196 128L194 127L193 131H195L197 133V135H195L196 137L194 135L193 136L191 135V137H190L191 139H189V138L185 139V136H182L183 137V139H182L181 138L182 134L179 132L180 130L178 131L176 129H173L174 126L171 128V132L172 133L169 130L170 134L165 133L164 137H162V140H152L151 141L152 138L151 139H146V138H144L145 136H138V135H131L132 137L134 136L137 139L132 138V137L129 138V137L126 136V135H128L127 133L122 134L124 132L123 129L120 130L114 123L110 122L107 114L105 113L107 110H109L108 108L106 109L105 103H101V102L97 103L96 104L97 107L94 108L93 111H91L92 109H91L90 106H92L94 104H88V103H86L84 101H79L77 103H74L76 105V109L79 110V111L84 112L83 116L86 117V123L84 125V129L77 127L78 129H76L74 134L73 133L62 132V135H66V137H69L71 135V138L69 137L70 138V142L72 141V144L78 150L84 152L85 155H87L91 160H93V163L95 164V168H97L98 171H99V168H101L102 170H100V171L103 172V175H105V176L112 175L111 177H109V179L111 180L110 183L119 192H125V191L129 192L130 189H131V185L130 184L136 182V184L138 185L137 182L140 181L139 184L141 183L142 186H140L141 185L140 184L139 187H141L143 190H145L148 193H151L153 195V202L150 204V206H148L147 210H144V211L140 210V212L137 215L138 217L136 218L135 225H132L131 227L130 226L126 227V226L123 225V222H122V226H120L121 224H118V222L121 223V220L115 222V224H113L112 222H108L107 224H105V223L102 224V226L106 225V226L110 227L113 230L111 232L115 233L114 237L116 238V242H119V243H121L120 241L124 242L123 245H121L122 243L120 244L121 245L119 247L120 249L117 248V252L118 253L124 254V256L125 255L126 256L133 255L132 257H133V259H134L136 264H143L144 262H148V261H144V259L145 260L154 261L153 264H210L212 262L211 260H212L214 255H216L217 253L223 254L224 251H225V249H223V247H222V243L220 242V237L219 236H220V233H221L220 232L221 223L219 222V220H220L219 217L220 216L217 214V212L218 213L220 212L219 208H221V207L224 208L225 207V206H223L222 202L224 203L225 200L227 199L226 200L227 203L225 202L224 205L225 204L227 205L226 208H227V211H228L227 212L226 210L225 211L223 210L224 211V213H223L222 208H221V213H223L222 215L232 212L231 214L234 213L235 216H238V215L241 214L239 212H243L244 211L240 217L238 216L239 219H245V218L249 219L250 218L252 220L254 218L253 215L255 214L254 208H257V206H258V210L260 209L259 210L260 212H256V214H255L256 217L255 218L258 217L257 215L262 214L264 212V208H263L264 202L260 203L259 202L260 200H257V198H255V195H254V198H253L252 197L253 195L251 196L250 195L251 193H249L248 190L243 192L244 195H240V196H244V198L240 197L241 198L240 201L242 200L243 202H240L238 200L239 194H241V193H239V191L242 192L244 186H245L244 187V190H245V189H247L246 186H248L250 184L252 185L253 180H255L256 178L258 179V177H257L258 173H259V176H262V178L264 176L263 174L260 175L261 173H263L262 171L264 170V166H263V168L259 167V170L262 168L261 172H257V171H259L257 169V166L259 164L258 165L256 164L257 162L260 163L259 161H261V159L264 160V156H263L264 155V85ZM228 84H229V86H227ZM215 85H217V86H215ZM204 86L203 87L201 86L202 89L203 88L206 89L205 88L206 86L205 87ZM224 86H226L225 90H223ZM232 87H231V89H232ZM210 88H211V90H210ZM216 92H214L215 94H212V95L216 96ZM217 95H218V93H217ZM234 95L235 94L233 93L232 96H234ZM58 96H59V94L56 91V89H54L53 87L47 88L46 89V93H45L44 105L47 106L48 108L49 107H53V106L54 107H59L60 104H56V103L52 102L53 100L57 99ZM221 96L219 98L222 101L221 102V104H222L225 100H227L226 99L227 95L226 96H222V97ZM228 96H229L228 98H230L231 94L228 95ZM217 98H218V96H217ZM232 98L234 99V104L236 105L237 102H239L237 100L239 97H237V95H236L235 97H232ZM146 99H147L148 104L150 103L152 105L150 99L149 98H146ZM214 99H216V98H214ZM163 100H165V99L163 98ZM211 101H213V100L211 99ZM165 102H166V100H165ZM258 102H260V105H257ZM111 104H115V103H111ZM159 105L157 104V105H155V107L159 108ZM25 108H31V107H29V105H28ZM89 110H90V114H89ZM131 110L138 117H139V114H141L140 111L137 110V105L136 104H132L131 105ZM225 115L227 116L228 114H225ZM18 116H19V118H18ZM222 117H224V115ZM222 117H220V118H222ZM19 119H20L21 122H19ZM213 119H212L211 122H214ZM207 125L205 124V126H206L205 128L207 130L204 128L206 131L209 130L208 129L209 127H207ZM178 127L181 128L180 125ZM203 127H204V125H203ZM203 127H201V129ZM212 129H214V130L212 131ZM175 130L177 131V133L180 134V136L176 132H174ZM203 130H201V131H203ZM205 130H204V132H206ZM29 132H30V130H29ZM167 134L169 136H167ZM193 134H195V133L193 132ZM174 135L176 137H173ZM177 135H178L179 138L177 137ZM200 135H202L203 138H202V136L200 138ZM198 137H199V139H198ZM16 138H19V139H16ZM172 138H175L176 140L172 139ZM193 139H196V140H193ZM185 140H188V141H185ZM229 142L230 143L231 142L234 143V144L231 143V145L235 146L234 149H236V147H238V150L239 149H241L242 151L244 150L245 153L242 152V154L244 153V156H246V155H247V157L250 156L249 157L250 159L252 158L251 156H253V159L255 160L254 163L256 164V166H255L256 168L253 167L254 166L253 162H252L253 166H251L252 169L254 168L253 174L256 172L255 173L256 175L255 174L254 175L251 174L252 173L251 171H253V170L250 168V166H248V167L251 170L245 164H244L246 166V167L244 166L245 169L243 168V166H239L240 164L243 165V163H240L239 161L237 162V164L238 163H240V164L237 165V167L238 166L240 168L242 167L241 169L237 168L238 169L237 170L236 167H232L233 168L232 169L229 166V168H231L230 172H233L234 170L235 171L237 170L238 172H240V173L233 172L234 175H237L239 177H240V175H243V176H241L242 178L240 177L242 179V181L244 182V184H242L243 187L241 186L242 182L239 181L241 179L240 178L239 179L236 178L237 176L235 177L237 179V181H239L238 183L240 185L239 186L237 184L235 186L236 188H237V186H238V188L240 187V189H237L239 194L236 192V188L232 185V183L229 182L230 184L225 186V187H227V186L230 187V185L233 186V188L235 190H233L232 187H230V188H232L231 189V191L233 190L232 192H236V194L234 193L235 194L234 196L231 195V194H233L232 192H229L230 189H229V191H227L228 188L224 187V190L223 189H217V187H221V186L218 185V183L216 184V182H215L216 180H218L217 179V174H216V173H218L217 171L215 173H213V175L216 174V175H214V177L216 176V178H213V176H210V175H212V173L209 175V177H212L213 179H216L215 181L212 179L213 182H210L211 178H209L208 175H206V178H208L210 181L207 180L205 182H202L203 180H201V178H203L205 176L204 175L205 173L208 174L210 172H213L212 171V169H213L212 165L214 163L213 164L211 163L213 160L210 161L211 158H209L210 156L208 154L214 153L216 151L215 150L214 152H212L214 149H218L219 150L220 148H218V147L221 146V145H222L221 148L222 147H226L227 148V146H226V144H227L228 147L232 149V146L229 145L230 144ZM14 143H16V144L14 145ZM22 143L25 144V145H22ZM244 144L245 145L247 144L248 146L247 145L245 146ZM243 145L245 147H247L248 149H250V150L248 151V149H247V151H245L246 148L244 147L245 148L244 149ZM206 146H208V147H206ZM25 147H27L28 150ZM208 148H209V151H208ZM211 148H214V149L212 150ZM229 148H227V149H229ZM29 149H31V150H29ZM206 149H207V151H205ZM227 149L224 150L222 148L220 151H218V153L222 152V150L226 151V152H229L231 150L230 149L229 151H227ZM210 150H212V151L210 152ZM241 150H239L240 153H241ZM234 151L235 150H233V152H232V150H231V152H229V153L230 154L234 153ZM247 152H250V153L246 154ZM251 152H253V153H251ZM215 153L213 155L210 154L211 157H213L215 155ZM226 155H228V153ZM226 155H224V156L227 157ZM21 156H22V159L20 161L19 160L20 158L17 159V157H21ZM217 156H220V155L216 154L215 157H217ZM234 156H235V153H234ZM221 157H222V161L225 160L223 156H221ZM230 157L232 158L231 155H230ZM230 157L228 155V157L226 158L227 162L231 159ZM205 159H207V160L209 159L208 161H210V162H208ZM235 159L236 158L231 159L233 161L230 160L231 163L234 162L233 163L234 165L236 164V160ZM253 159H251V161H254ZM204 160H205V162L207 161L209 164L211 163L212 165L210 164V166H209V164L207 162L203 163ZM256 160H257V162H256ZM14 161H15L16 164L20 162L21 166L20 165L19 166L16 165L14 163ZM262 161H261V163L263 164ZM224 162L226 163V161H224ZM12 164H15V166H17V167H14V165H12ZM204 164H206L205 166H207V164H208V166L211 167L212 169H210L209 167H202V166H204ZM175 165H176V167H175ZM20 167H22V169ZM175 168H176V170H175ZM215 168H214V170H215ZM166 169H167V172L165 171ZM246 169H248L247 170L248 172H246ZM206 170L210 171V172L207 173ZM17 171L20 172L19 175H17L19 173ZM28 171H29V174H28ZM175 171H177L178 174ZM168 172H169V174H170V172L172 174L171 175L168 174L169 176L166 175ZM173 172H175L177 176L180 175V173H181V175L179 177H177V176H175V173H173ZM116 173L120 174L121 178H119V176L117 177V175H115ZM243 173L245 175H247L249 173L246 176V179H245V175ZM187 175L191 176L190 178H188V180L192 181L190 183H192V184L194 183V185L197 184L199 186L198 189H200V188H202V186H204L201 190H203L206 193L209 192L210 195H212V196H210L207 193V196H204V197H207L209 199V201H207V199H205L203 197L205 201L201 200V202H200L201 205L199 204L201 207H204V208H202V210L206 209L207 211H210V214L207 213V211H206V215H204L205 210H203L204 211L203 212L202 210H199L201 207L197 206L198 208H196V209H194L192 211L194 212V211H196L198 209L200 213L197 210V212H195V214L192 212L191 215L189 213V214H187V216H185L186 214L184 215L182 213V210H183V206L182 205H181L180 208H176V207L180 206L181 201H180V203L176 202L177 199L175 200L174 197L172 196L171 193H172L174 188L172 186H170V184L174 183V185H176V183H177V185H179V184H181L182 181L185 182L184 180H186V178L189 177ZM193 175H195V176H193ZM249 175H251V177ZM170 176H172V177L175 176L174 178H175V182L176 183L175 182H170V181H173V180H171L173 178L170 177ZM184 176L186 178L183 179ZM248 176L250 177V179H249ZM165 177H167V178H165ZM192 177H194V178H192ZM195 177L199 178V179H195ZM169 178H170V180H169ZM176 178H178V179H176ZM206 178H204V179L206 180ZM23 179L24 180L26 179L27 180L26 182H28V180H29L28 185L30 183L31 184L28 187L29 189L28 190L26 189L27 191L25 190L24 193L23 192L19 193L18 191H22L23 190V189H21V186L25 187V188H26V186H28L26 182H22ZM257 179L255 180L256 182L254 181L255 185H253V187H255L256 183H257V185H258L257 188L259 190L264 189V186H263L264 182L262 184V182L257 181ZM12 180H13V182H12ZM259 180H260V178H259ZM208 181L210 183H208ZM246 181L248 182V185H245V184H247ZM17 182L18 183L22 182V183H21V185L18 186ZM199 182L202 183V185ZM206 182H207V184H205ZM24 183H25L26 186H24ZM203 183H204V185H203ZM211 183L212 184L215 183V186H216L215 189H217V190L212 188V187H214V185L212 186ZM261 184H262V186L260 188L259 186ZM205 186H207L206 190H205ZM13 187H15V188H13ZM221 188H223V187H221ZM252 188H248V189L250 190ZM257 188L255 187L254 190H256ZM12 189L14 190L13 193H12V191H13ZM15 189H17V191ZM221 190L222 191H227L229 196H225V192H224V194H222ZM247 191L249 193L248 194L249 197L246 195ZM263 191L264 190H262L261 192L263 193ZM218 192H221V193H218ZM250 192H252V190ZM254 192H255V194L258 193L257 195H259V196H261V195L263 196V194H264V193L262 194V193H260L258 191L257 192L254 191ZM11 193H12V195L13 194L14 195L11 196ZM27 196H29V197H27ZM208 196H210V197H208ZM250 196L252 197V201L253 200L255 201V199H256L257 200L256 202H259L258 203L259 205L258 204L256 205L255 204L256 202H255L254 203L255 205L253 204L252 207L253 206H256V207L250 208V206H251V205H249L251 203ZM11 197H13V199H11ZM25 197H26V199H25L26 201L24 200ZM245 197L246 198L248 197L246 200L247 201L249 200V202H250V203L248 202L249 203L248 204L249 207H248L247 204H245L246 201L244 202ZM6 198H8V199L6 200ZM31 198L32 199L33 198L37 199V200L35 199L36 201L33 200L34 202L31 201V203L34 204V205L31 204V206L33 205L32 207L29 206L30 203L28 202L29 200H31ZM224 198H226V199H224ZM230 198H232L233 200L230 199ZM18 199L20 201L23 199L22 201L25 202V203L28 202L26 204L27 205L29 204V205H28V207H27V205H26V207H24V208H26L25 210H22L23 209L22 207H20V208H22L21 211H20V209H18L19 208L18 205L21 203V202L19 204L17 203V202H19ZM211 199H212V201H210ZM220 199H222V201ZM262 199H264V198H262ZM154 200H156V201H154ZM215 200L216 201H218V200L221 201L220 202L222 204L221 207H220V203L218 205ZM236 200H237V202H235ZM6 201H7V203H6ZM213 201L218 206L216 204L214 205ZM9 202H11V203H9ZM165 202H167V205L164 204ZM206 202H207V204H206ZM209 202L210 203L213 202V203L208 205ZM25 203H23L22 205H24ZM21 204H20V206H21ZM204 204H205V206H203ZM260 204L263 205V206L261 205L262 209L259 208ZM161 205H162V207H161ZM168 205H169V208H166V207H168ZM206 205H208L210 207H208V206L206 207ZM213 205H214V207H216V206L219 207V208L216 207V209L219 210V211L215 212L214 211L215 208L213 207ZM211 206H212V208H211ZM29 207H31L33 209L32 210L28 209ZM244 207L246 208V210H244ZM41 208H42V210L39 212V209H41ZM181 208H182V210H181ZM208 208H211V209L214 208V210H212V211H214L218 216L217 215L215 216L214 215L215 213L211 212V210H209ZM247 208H248V210H247ZM44 209H46V210L43 211ZM237 209H238V211H237ZM261 210H263V212H261ZM22 211H24L26 213H28V211L29 212L33 211V213L32 212L29 213L30 215L31 214L33 215L34 213L39 212L37 214V215H39V216H37L39 218L36 217L38 219V221H39V224H38V222H36L34 224V222L32 220L33 218H35V216H36L35 214L33 215V217L29 216L28 214H25V213H24L25 215H23ZM15 212H18L19 215L21 214V216L23 215L24 217L22 216V218H21ZM196 213H198V214L196 215ZM248 213H250V214L248 215ZM182 214L186 218H184ZM200 214H201V216H200ZM46 215L50 216L51 214L46 213ZM188 215L190 217H188ZM15 216H16V220H15ZM26 216L32 217V219L27 218L30 221L26 220V218H25ZM191 216H192V218H191ZM208 216H209L210 219L214 216V220L217 217L218 221L216 219V222H218V223L215 224V225L210 224V223H214L212 221V219H213L212 218L211 222L208 219L210 223L208 221H206V223L204 224V222H205V220H207ZM260 216H262V215H260ZM13 217H14V219H13ZM18 217H20V218H18ZM182 217H183V219H182ZM23 218L26 221H22ZM36 218L34 219L35 221H36ZM20 219H21V221H20L21 225L18 224L19 222H17ZM196 219L197 220L199 219V220L197 221ZM200 221H204V222H200ZM23 222H27L28 227L26 229H28V231L27 230L24 231V228H25V226L27 224L23 223ZM40 222H41V225H43V226L40 225ZM60 222H62V221H60ZM197 222H199V223H197ZM192 223H195V224L197 223L196 224L197 228H194L195 224H192ZM202 223L205 226H202ZM36 224L38 226L35 227L34 225H36ZM142 224H144V225H142ZM200 224H201V227L198 226ZM206 224L207 225H211V226L213 225L214 227H212V228H215V230L214 231H213V229L211 230V228H210L211 226L207 227ZM22 225L23 226L25 225L23 227V229H22ZM67 225H69L72 228L74 227V229H73L74 231H72V232L70 231L69 232V230L71 228L68 227L69 229L68 228L66 229ZM76 225H78L77 226L78 230H81V231L76 230L77 233L75 232V229H77ZM16 226H18L17 227L18 229L17 228L16 229L19 231V232L17 231V234L19 233V238L18 239H17L18 236H16L17 234L15 233L16 232L15 231L16 230L15 229ZM19 226L21 227V229H19L20 228ZM30 226H31V228H30ZM46 226H48V228ZM57 226H58V228H57ZM181 226H182V228H181ZM33 227H35L36 230ZM37 227H38V229H37ZM39 227L42 228V229H40ZM43 227H46V228L44 229ZM198 227H200L199 229L201 230V232L204 231V229H205V231L203 233H200V231L198 230ZM206 227H207V229H206ZM56 228H57V230H56ZM93 228H94V231H96V228L99 231L103 230L102 227H93ZM179 228L182 229V230H180ZM192 228L194 230H198V232L194 231ZM13 229H15V230H13ZM32 229H34L33 232H32ZM62 229H64V231ZM9 230H10V233H9ZM37 230H38V232H40V231L41 232L37 234V232H36ZM190 230H191V232H190ZM5 231L8 232V233H6ZM13 231H15L14 232V236H16L15 239L17 241L14 239V241L16 243L14 242L12 244L13 239H11V237L14 238V236L13 235L11 236L9 234H12ZM20 232L21 233L26 232L25 233V237L28 236V233H29L28 237L32 236V234H33V235H35V238H34V236L32 237L33 239L31 237L27 238V239H29V242H26L27 240H25L24 235L21 234ZM30 232H31V234H30ZM34 232H36V233H34ZM212 232L214 233L213 234L214 237H211L212 235L210 236V234H212ZM69 234H71L70 237L72 236V238H74L75 235H78V236H76L75 239L72 240V238L71 239L69 238V236H68ZM204 234H206V235L203 236ZM21 235H23L22 237L24 238L25 241L23 240V238L21 239V237H20ZM38 235H39V237H38ZM122 235H124V236H122ZM65 236H67L69 240L68 239L66 240L67 237H65ZM138 237H141L144 240V243H145V244L144 243L143 244L148 246L147 249L144 248L145 250H147V252H145L146 254L144 252L140 251L143 247H138L137 249H135L136 246H134V242H132V241L134 239L138 238ZM158 237H159L160 240L158 239ZM117 238L119 239V241H117ZM10 239L12 240V242H11ZM30 239L32 240V242L30 241ZM35 239H37L36 240L37 243H35V241H33ZM172 240H173V242H176V243H171L170 241H172ZM179 240H181L182 243ZM8 241L11 242L10 244H12L14 246L13 249H15V250H12V248H9L11 245H9ZM22 241L25 242V243H23ZM76 241H77V243H76ZM33 242H34V244H33ZM79 242H81V241H79ZM18 243H19L20 247H21L20 243H22V248H24V246H25V248H27L26 247L27 243H28L27 245H31L32 244V246H29L26 249L27 251L25 250V248H24V251H21L22 249L16 250L17 248H20V247H17V245H16ZM36 244H38V245H36ZM180 244H182V245H180ZM200 244H201V246H200ZM33 245L34 246H39V247L41 245V247L39 248L40 250L37 249L38 247L36 248ZM43 245H44V247H43ZM194 245H196L195 246L196 248H198V246H199V248L196 249L194 247ZM67 247H68V249H67ZM174 247H176V249L179 247L178 251H176L177 253H174V249H175ZM186 247H188V248H186ZM31 248H35L33 250L35 254L33 253V251H31ZM184 248H185V251H184ZM200 248H202V249H200ZM199 249L202 251L201 254H200V250ZM208 249H209V251H208ZM35 250H36V252H35ZM170 250H171V252H169ZM179 250H181V251L179 252ZM190 250L192 252H189ZM28 251H30V252H28ZM148 251H150V252L147 255ZM185 253H187V255ZM188 253H190V255ZM191 253L194 254L195 258L192 256L193 254H191ZM190 256H191V258H189ZM83 264H85V263H83Z\"/></svg>",
	"mask_w": 264,
	"mask_h": 264
}]
</instances>
